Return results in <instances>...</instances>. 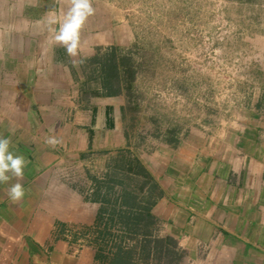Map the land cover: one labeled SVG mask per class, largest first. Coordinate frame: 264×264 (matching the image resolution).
<instances>
[{"label": "crops", "instance_id": "crops-1", "mask_svg": "<svg viewBox=\"0 0 264 264\" xmlns=\"http://www.w3.org/2000/svg\"><path fill=\"white\" fill-rule=\"evenodd\" d=\"M92 4L69 58L47 25L68 0H0V136L28 161L22 201L7 196L14 178L0 183V264H111L85 231L113 219L107 194L113 177L138 178L131 161L147 179L123 193L151 203L118 209H137L138 226L150 219L154 240H172L174 264H264L263 101L221 134L193 130L139 151L125 94L104 83L129 29L114 0Z\"/></svg>", "mask_w": 264, "mask_h": 264}, {"label": "rangeland", "instance_id": "rangeland-1", "mask_svg": "<svg viewBox=\"0 0 264 264\" xmlns=\"http://www.w3.org/2000/svg\"><path fill=\"white\" fill-rule=\"evenodd\" d=\"M114 2L129 39L112 55L118 63L120 58L129 60L126 74L132 81L122 87L129 133L139 151L152 153L161 144L174 147L193 130L221 134L246 110L264 103V0ZM107 71L112 78L114 67L108 65ZM139 174L133 183L113 177V191L105 203L111 212L120 207V199L122 207L151 203L146 198L150 193H131L133 200L123 193L127 186L130 191L131 185L146 182ZM139 212L130 213L140 217ZM105 220L85 233L107 256L124 247L133 250L134 264H174L173 242L154 255L151 240L156 234L150 219L139 226L119 218L114 223L112 218Z\"/></svg>", "mask_w": 264, "mask_h": 264}, {"label": "clouds", "instance_id": "clouds-1", "mask_svg": "<svg viewBox=\"0 0 264 264\" xmlns=\"http://www.w3.org/2000/svg\"><path fill=\"white\" fill-rule=\"evenodd\" d=\"M68 5L59 17L50 13L47 25L49 32L54 33V41L64 47L69 58H75L81 48V34L95 14V8L92 0H68ZM46 143L56 147L61 140L53 135L47 138ZM11 144L10 139L0 136V183H8L13 178L16 180L7 189L8 198L16 203L22 201L26 194L21 181L28 161L14 153Z\"/></svg>", "mask_w": 264, "mask_h": 264}, {"label": "trees", "instance_id": "trees-1", "mask_svg": "<svg viewBox=\"0 0 264 264\" xmlns=\"http://www.w3.org/2000/svg\"><path fill=\"white\" fill-rule=\"evenodd\" d=\"M127 61L129 62V60L126 58H120V63H118V59L116 57H113L112 63H113V67H114V76L112 78L111 77L109 78L108 77V71L105 74L106 79H105V82L104 81L103 82L105 83V87L110 88L111 91L113 92V94L121 93L123 91L122 84H124L126 82L129 83L132 81V78L128 79L130 75L126 74V71L128 70V66H129ZM121 72H123L122 76L120 75ZM127 73H128V71H127ZM129 88H130V86L128 85V89ZM123 159H125V158H123ZM130 164H132V167L134 169H136V171L138 173H143V174L145 173L143 167H141V165L138 162L131 161ZM129 197L133 200V195L129 194ZM120 200H121L120 205H122L124 200L123 201H122V199H120ZM129 203L131 204V202L127 201V205H130ZM121 211L122 210L118 209V211L116 210V212H113V223L115 220L117 221V219L119 218V220L123 223H126V222L128 223L130 221L131 222L133 221L132 223L134 224V226H138V222H140L141 217L131 216L132 214L129 213V212H131V210H129V209L125 213L121 212ZM131 218H134V220H131ZM149 225L152 227V223H149ZM151 241L154 243V249L156 250L154 252V255L155 254L158 255V254L163 253L167 249L169 243L172 242V240H167L165 243L163 241H160V240H151ZM132 252H133V250H131V249L126 250L124 247H118V249L113 252V258H111L112 259L111 264H134V262H133L134 257H133ZM167 254H168V251H167ZM107 257H109V256H107Z\"/></svg>", "mask_w": 264, "mask_h": 264}, {"label": "built area", "instance_id": "built-area-1", "mask_svg": "<svg viewBox=\"0 0 264 264\" xmlns=\"http://www.w3.org/2000/svg\"><path fill=\"white\" fill-rule=\"evenodd\" d=\"M75 232H77V230H74ZM67 233H69V231L67 232ZM80 237V236H79Z\"/></svg>", "mask_w": 264, "mask_h": 264}]
</instances>
